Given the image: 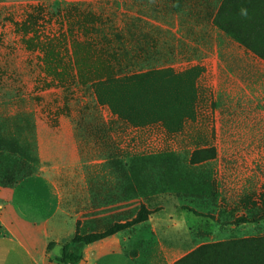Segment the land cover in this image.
<instances>
[{"label":"rangeland","instance_id":"1","mask_svg":"<svg viewBox=\"0 0 264 264\" xmlns=\"http://www.w3.org/2000/svg\"><path fill=\"white\" fill-rule=\"evenodd\" d=\"M37 6L46 9L39 31L55 40L48 69L72 87L68 103L62 88L36 90L40 56L14 25ZM107 49L121 50L117 65L131 73L151 70L150 86L97 85L113 73ZM120 86L124 120L99 100L117 99ZM61 126L87 157L107 161L115 191L144 196L139 181L150 196L184 195L174 201L202 218L190 220L201 224L195 233L209 232L194 263L264 264V0H0V148L38 162L40 140ZM172 162L182 185L160 181Z\"/></svg>","mask_w":264,"mask_h":264},{"label":"crops","instance_id":"2","mask_svg":"<svg viewBox=\"0 0 264 264\" xmlns=\"http://www.w3.org/2000/svg\"><path fill=\"white\" fill-rule=\"evenodd\" d=\"M74 133L61 126L56 136L42 138L36 165L24 154L0 150V264H63V248L78 234L125 225L130 212L134 220L142 208L151 213L146 222L75 247L78 264H176L205 244L209 232L195 233L202 218L174 201L184 195L115 191L114 179L103 172L107 161L87 157ZM194 219L201 224L191 226Z\"/></svg>","mask_w":264,"mask_h":264},{"label":"trees","instance_id":"3","mask_svg":"<svg viewBox=\"0 0 264 264\" xmlns=\"http://www.w3.org/2000/svg\"><path fill=\"white\" fill-rule=\"evenodd\" d=\"M45 10L46 9L43 8L42 6L34 7L33 11L27 15V18L24 22L14 23V25L16 27V31L19 34L23 35L22 42H23L26 50L31 52V53H38L40 56V61L42 63L41 70H42V73L45 74V77L42 79V82L41 81L37 82V89L36 90L47 91V90H50L53 88H62V89H64V92L66 95L65 99H66V102L68 103L70 101V98H69L70 97L69 94H70V90H71L70 88H72V87H69V88L66 87V85L58 79V75L52 74L50 72V70L48 69V59L50 56L49 49L52 46L53 41H55V40L50 38V36L43 35L39 31L40 30V22L42 21L44 15H45V12H46ZM226 33L230 38H232L233 40L242 44L241 39L238 37L237 33L234 30L228 29L226 31ZM87 39H88V37H87ZM88 40L91 41L90 39H88ZM121 52L122 51L119 49H116V50L107 49V51L104 52L108 55V57L110 59H114L113 62L115 65L112 68L113 73L110 76H108L106 79L101 80V78L98 77L99 82L97 83V85L98 84L102 85V86L110 85V84L111 85L112 84L123 85L124 83L125 84L131 83V84H135V85L145 84L146 86H150V83L145 82V81L152 80L154 78L151 70L148 71L147 74L140 76L139 74H135V71H133V73H131V71L128 68H126L122 65H117L118 63L121 64V59H122V53ZM82 77L75 75L73 77L72 82L77 83V81L83 79ZM49 78H51L50 81H49ZM91 79H92V77H91ZM95 79H96V77L94 78V80ZM38 86H40V87H38ZM121 87L122 86L118 87L117 89H120ZM121 90L122 89H120L117 92V94H118L117 99L115 98L116 93H114V92H110L108 95L105 94V96L103 95L104 94L103 92H99V91L98 92H99L100 102H102L104 105H107L112 110L113 114L118 117L119 120H122V119L124 120V119H126L125 117H127L126 111H124V109L120 106V104H118V102H116V101H119L122 103L124 101V98L121 97L123 95V93H121ZM149 90L152 91L150 87H149ZM100 93H102V94H100ZM132 98L142 99L143 97L141 96V94L137 95L136 93H134L132 95ZM156 103H157V101H156ZM156 103H154V100L153 101L150 100V105L152 107H154V105ZM186 117L187 116L184 117L182 115L180 117V121H183L184 119H186ZM158 120H161V119L160 118L152 119L151 120L152 122H150V123L157 122ZM150 123H148V124H150ZM0 150H4V149L0 148ZM159 156L161 158L173 159L175 164H178L177 157L175 155H173V153H165V154H162ZM135 159L136 158H134V160ZM34 160L37 162V159L35 157L33 158V161ZM174 162H172L169 167H165V166L162 167L163 174H162L160 181L162 183H164V182H166V178H167V180L169 178L170 182H172V181L175 182V180H176L177 184L182 185L181 181H183L184 178L182 176H178L176 174ZM130 171L132 174H134V172H135L134 165H131ZM136 184L139 187V190L141 192L143 191L144 196H150L149 193H147L146 191H144V189H142L139 181H136ZM191 184L193 186L196 185L192 181H191ZM171 189L177 190L174 187H172ZM179 190L181 191L182 189H179ZM140 214H141V217L138 219L136 224L146 222L151 213L147 209L142 208ZM131 226L132 225L128 224V223L125 225H118V226L112 227L111 228L112 230L108 233H105V234H90V235L78 234L71 244L66 245L63 248V255L60 259H58V261L60 263H63V264H78L81 261L82 256H81V253H79L75 250V247L89 246V245L94 244L96 242H99V241H101V240H103L109 236H112V235H114L120 231L126 230V229L130 228ZM208 248H209L208 246L207 247L203 246V247H200L198 250H201L200 252H202L203 250L205 251ZM193 257H194V252H192L191 254H189L187 257H185L184 259H182L181 261H179L176 264H197V262L194 263V261H193L194 259H192ZM204 262L206 264H209L206 262V260ZM218 263L223 264V261L220 258L218 260L217 259L213 260V264H218ZM210 264H212V263H210Z\"/></svg>","mask_w":264,"mask_h":264}]
</instances>
